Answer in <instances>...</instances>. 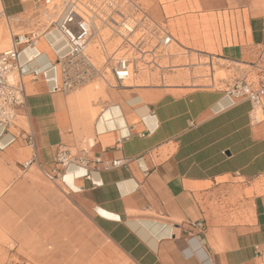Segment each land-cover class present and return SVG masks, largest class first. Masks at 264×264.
<instances>
[{"label":"crops","instance_id":"0c3cea01","mask_svg":"<svg viewBox=\"0 0 264 264\" xmlns=\"http://www.w3.org/2000/svg\"><path fill=\"white\" fill-rule=\"evenodd\" d=\"M7 1L11 16L22 13ZM170 4L177 35L192 47L264 63V0ZM68 50L54 27L20 53L26 105L14 126L0 125V232L11 233L3 241L63 243L56 228L66 212L80 240L84 211L108 264H264V121L250 122L251 101L225 88L110 86L102 77L67 91L58 60ZM101 79L104 89L95 86ZM60 146L129 161L45 179ZM56 258L66 263V255Z\"/></svg>","mask_w":264,"mask_h":264},{"label":"built area","instance_id":"2783aa9c","mask_svg":"<svg viewBox=\"0 0 264 264\" xmlns=\"http://www.w3.org/2000/svg\"><path fill=\"white\" fill-rule=\"evenodd\" d=\"M37 3H49L50 0H34ZM125 3L134 6L130 10ZM137 10L141 16L132 15ZM62 38L69 46L68 52L58 60L62 77V88L73 90L97 76L104 78L110 86L124 85L132 77L139 63L146 66L157 64L160 53L167 52L176 41L173 33L162 21L154 20L133 0H63L60 12L54 21ZM108 28L120 34L124 53L116 57L108 52L103 39L100 47L107 53L104 73L96 66L92 56L87 52L91 39L102 35V29ZM45 32L31 31L15 34L11 45L0 51V125L4 128L16 124L17 117L26 105V95L21 75L24 73L19 58L22 50L34 48ZM139 33L138 38H131ZM89 45V46H88ZM147 57L150 59L147 60ZM229 67L238 70L232 84H227L225 90L237 96H243L251 101L250 122L259 124L264 121V66L254 63H239L230 61ZM93 64V65H92ZM236 64H243L246 68ZM92 65V68L91 66ZM255 72L256 77L250 78ZM109 74L111 79L106 78ZM18 77H17V76ZM33 145L31 134L27 137ZM34 158L27 160L24 166L34 163ZM128 159H105L101 156H90L86 149L77 151L68 146H60L55 153L54 162L57 167L52 171L44 170L47 178L64 180L67 171L72 166L85 169L111 170L128 163ZM84 176H89L88 172Z\"/></svg>","mask_w":264,"mask_h":264},{"label":"rangeland","instance_id":"374dc122","mask_svg":"<svg viewBox=\"0 0 264 264\" xmlns=\"http://www.w3.org/2000/svg\"><path fill=\"white\" fill-rule=\"evenodd\" d=\"M63 0H50L49 3H37L34 0H11V3L17 4L22 13L11 16V12L6 8L7 0H0V51L11 45L12 38L15 34H24L31 31L48 32L55 27L54 21L60 12V5ZM144 11H146L154 20L164 22L173 33L176 41L172 43L169 50L160 53L156 58L157 64L146 66L139 63L132 74V77L125 83L133 84L135 82L143 84H157L160 82L189 84L195 87L206 86L215 88H226L227 84H232L236 76L240 75L238 70L229 66L233 64L230 61L219 58V55H211L206 51L192 47L186 39L177 35L175 24L170 20L171 0H133ZM133 11L134 6L125 3ZM134 10L132 15L139 18L141 14ZM139 36L136 33L132 36L135 41ZM103 39L109 53L121 56L124 50H121L123 43L120 34L109 30L102 29V35H95L91 39L87 52L92 56L96 66L104 73L106 67L107 53L100 47L99 42ZM150 59L147 57V60ZM93 65V64H92ZM241 68H246L243 64H236ZM264 66V63H262ZM232 66V65H231ZM253 72L250 78H255ZM17 76V75H16ZM100 78V76H97ZM107 79H111L109 74ZM95 79V78H94ZM93 79V80H94ZM136 79H138L136 81ZM95 83L97 88L106 86L104 80ZM79 87V86H78ZM76 87L75 89H77ZM46 179V176L43 174ZM36 202V200H35ZM73 213L66 212L65 226L60 225L56 228V234L65 235L66 241L61 243L55 242H38L36 238L26 242H13L9 240L4 242L6 235L11 233L2 228L0 232V257L2 264L7 262V258L12 254L16 264H41V257L49 255L50 263L57 264V255H66L65 264L74 263V254L78 264H108L111 262L106 256L100 254L105 251V242L98 240L99 233L92 226L87 214L83 211L81 215L80 233L81 239L74 241V235L79 227H73ZM62 223V222H61ZM18 231V230H17ZM76 231V232H75ZM19 232V231H18ZM36 233V232H35ZM14 237L15 232H13ZM15 238H18L17 236ZM31 239V237H29ZM50 253V254H49ZM54 255V258H52ZM56 258V259H55ZM43 264V263H42Z\"/></svg>","mask_w":264,"mask_h":264},{"label":"bare ground","instance_id":"6f19581e","mask_svg":"<svg viewBox=\"0 0 264 264\" xmlns=\"http://www.w3.org/2000/svg\"><path fill=\"white\" fill-rule=\"evenodd\" d=\"M89 46V45H88ZM88 48V47H87ZM74 175H75V173H73V172H69V173H67L66 174V176L65 177H68V176H72V178L74 177Z\"/></svg>","mask_w":264,"mask_h":264}]
</instances>
